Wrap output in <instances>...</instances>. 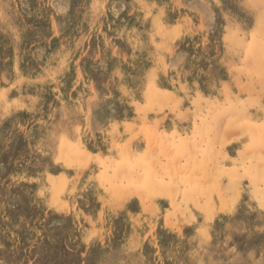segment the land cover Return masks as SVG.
Here are the masks:
<instances>
[{
	"label": "rangeland",
	"instance_id": "374dc122",
	"mask_svg": "<svg viewBox=\"0 0 264 264\" xmlns=\"http://www.w3.org/2000/svg\"><path fill=\"white\" fill-rule=\"evenodd\" d=\"M263 1L0 0V264H264ZM183 153L227 173L203 210L109 196L113 160L168 188Z\"/></svg>",
	"mask_w": 264,
	"mask_h": 264
},
{
	"label": "bare ground",
	"instance_id": "6f19581e",
	"mask_svg": "<svg viewBox=\"0 0 264 264\" xmlns=\"http://www.w3.org/2000/svg\"><path fill=\"white\" fill-rule=\"evenodd\" d=\"M264 2V1H263ZM244 10V8H243ZM226 13V12H225ZM81 41V40H80ZM256 45V44H255ZM251 46V45H250ZM250 48H248L249 50ZM241 52V51H240ZM249 54L250 52L247 51ZM223 54V53H222ZM253 55V53H251ZM223 57V56H222ZM253 57V56H252ZM254 60V59H253ZM258 69V68H257ZM256 72V69L254 70ZM258 70L256 73L259 74ZM254 72V73H255ZM79 76V75H78ZM176 83V82H175ZM229 83V82H228ZM195 85V84H194ZM138 86V85H137ZM159 88V87H158ZM213 88V87H212ZM153 89V88H152ZM228 91V89H227ZM228 93V92H227ZM190 94V93H189ZM225 95V94H224ZM229 94H227L228 96ZM234 96V95H233ZM232 96V97H233ZM225 97V96H224ZM229 97V96H228ZM240 98V97H239ZM146 99V98H145ZM174 99V98H173ZM132 100V99H131ZM229 100V99H228ZM237 100V97H236ZM240 100V99H239ZM246 100V99H245ZM130 101V100H129ZM133 101V100H132ZM249 104V103H248ZM246 106V105H245ZM233 107V106H232ZM250 107V106H249ZM222 109V108H221ZM224 109V108H223ZM229 109V108H228ZM232 109V108H231ZM234 110V109H233ZM233 110H227L226 109V116H223V118L225 117V121H224V125H223V129L221 130V128H219L220 131H230L232 130V127H234L236 125V123L238 121L234 119H232L233 115L235 114ZM85 112V111H84ZM215 112V111H214ZM225 112V111H224ZM214 114V113H213ZM212 114V115H213ZM242 114V113H241ZM115 115V114H114ZM223 115V114H222ZM232 116V117H231ZM239 116V115H237ZM251 116V115H250ZM253 117V116H252ZM239 118H242L241 116ZM245 119V118H243ZM88 120V119H87ZM212 120V117L211 119ZM239 120V119H238ZM246 120V119H245ZM67 120H52L50 123V127L51 128H55L57 126H60V124L65 123ZM186 121V120H185ZM246 124V123H245ZM63 126V125H62ZM76 126V125H75ZM131 126V125H130ZM247 126V125H245ZM244 126V127H245ZM61 127V126H60ZM249 127V126H248ZM247 127V128H248ZM239 128V127H238ZM250 128V127H249ZM217 129V128H216ZM241 129V128H240ZM253 129V128H252ZM251 129V131H252ZM237 130V129H236ZM254 131V130H253ZM232 132V131H230ZM243 132V130H242ZM219 133V132H216ZM233 133V132H232ZM237 135V134H236ZM242 136V135H241ZM245 136V135H244ZM243 136V137H244ZM242 137V138H243ZM239 138V137H237ZM251 138V137H250ZM253 139V137L251 138ZM220 140L221 143H225L227 142V138H220L218 136V139ZM238 140V139H237ZM250 140V139H249ZM45 142V141H43ZM264 142V141H263ZM263 142L260 139H254L252 140V142H250V146H247V148L245 149L246 151L250 152L252 154V156L256 159H259L258 161L260 163H264V149H263ZM246 143V142H245ZM241 144V143H240ZM244 144V143H243ZM135 146V145H134ZM181 147V148H180ZM178 148V150L181 152H183L182 147L180 146ZM140 149V148H139ZM245 151V152H246ZM200 152V151H199ZM82 153V152H81ZM131 154H127L126 156L122 157L120 160H113V163L111 165V169H112V175L109 181V184L116 189L112 194H110L109 196H111L112 198H116L119 203H122L123 205H128L130 200L128 198H130V196L136 197V198H141V197H145V198H150L151 200L153 199H161L164 200V202L167 203H173L174 202V197L176 196H181L185 202L188 201L189 204L193 205L196 209L197 207L200 206L199 202L201 201V196L205 195V194H211L213 191L216 192L217 188H215L213 185L216 182V179L218 178V176L220 175H227V173L225 171L219 170V172H216L215 174L210 173L209 171H207V167H205V164H203L202 162H197L195 159H193L191 156L185 155V153H183L181 156L183 158H186L187 160H190L192 162H194V165L188 170V178L187 180H182V178L179 177L180 173H177L174 171L173 166H172V170L170 169L169 171H165L166 174L169 176L170 178V183H169V187L163 186L162 185V181L156 177H153V172L151 171V164L148 162L146 164H137V166L141 169H143L145 171V173L143 174V176L140 179H137L136 182H133V179L131 177V175H133L132 173L134 171H132V169H134L135 167H137L136 165H134L135 162V158L133 156H130ZM100 156V155H99ZM89 157V156H88ZM120 157V156H119ZM118 157V158H119ZM225 161V160H224ZM63 163V162H62ZM229 165V164H228ZM259 165V164H258ZM258 169L260 170L259 174H257L251 182L253 183L254 187H258L260 185V183H262V185H264V165L259 166ZM197 173H203L207 176L206 179H204L203 175L201 177V179L199 180L197 178ZM80 174V173H79ZM51 181V180H50ZM135 181V180H134ZM55 182V181H54ZM137 184V189H135L133 192H131L130 194H124V193H119V191H117V189H120L122 187H124L125 185H134ZM167 183V182H166ZM61 185V183H60ZM59 185V186H60ZM182 185L185 186L186 191H183V188L181 187ZM47 185H45L44 187H46ZM175 187L174 189L171 188ZM187 186V187H186ZM261 186V185H260ZM43 187V188H44ZM51 187V186H50ZM52 188V187H51ZM58 189V188H57ZM173 189V190H172ZM54 190V189H52ZM51 192V191H50ZM256 194L257 197L261 200L264 201V189L263 190H256ZM45 195V194H44ZM54 196H52V200L53 201H57V199L55 198V194H53ZM130 195V196H129ZM211 196V195H209ZM201 197V198H200ZM211 198V197H210ZM143 199V198H142ZM178 199V198H177ZM215 199V197H214ZM205 200V199H204ZM207 201V199H206ZM250 201V200H249ZM182 202V201H181ZM237 202V201H236ZM217 203V202H216ZM177 204V203H176ZM187 204V203H186ZM218 204V203H217ZM190 205V206H191ZM178 206V205H176ZM192 206V207H193ZM155 208L152 209L153 212H157V205H154ZM188 207V206H186ZM202 207V206H200ZM204 207V206H203ZM202 207V210H203ZM56 209V207H54ZM58 208V207H57ZM118 209V208H117ZM167 209V208H166ZM199 209V208H198ZM206 209V208H205ZM141 211V208L139 209ZM192 210V209H191ZM216 210V209H215ZM105 211V210H104ZM198 211V210H197ZM201 211V210H200ZM211 211V209H210ZM224 211V210H223ZM67 212V211H66ZM199 212V211H198ZM212 212V211H211ZM214 212V211H213ZM217 212V211H216ZM163 213V212H162ZM177 213V212H176ZM175 213V214H176ZM192 213H195L194 211H192ZM191 213V215H192ZM196 214V213H195ZM213 214V213H212ZM223 214V213H220ZM243 214V213H242ZM208 213H206V218L202 217L204 219V222H208L211 217L207 216ZM248 215V213H247ZM162 216V215H161ZM184 216V215H183ZM182 216V217H183ZM190 216V215H189ZM200 216V215H198ZM205 216V215H204ZM239 216V215H238ZM192 217V216H191ZM263 217V216H262ZM190 218V217H189ZM198 218V217H197ZM215 218V217H213ZM220 218V217H219ZM243 218V217H241ZM162 219V218H161ZM177 220V219H176ZM179 220V219H178ZM195 220V219H194ZM242 220V219H241ZM185 221V220H184ZM261 221V220H260ZM192 222V221H191ZM234 222V221H233ZM236 222V221H235ZM242 222V221H241ZM246 222V221H245ZM197 223V220H196ZM187 224V223H186ZM195 224V223H194ZM206 224V223H205ZM231 224V223H230ZM203 225V224H202ZM229 225V224H228ZM236 226V223L234 224ZM191 226V225H189ZM196 226V224L194 225ZM229 227V226H228ZM207 228V227H206ZM208 229V228H207ZM230 229V228H229ZM136 230V229H134ZM132 229H128L126 228L125 233H130L132 234V237L134 239H139L142 235H144V233L146 232L145 230H141L140 232L134 231ZM214 230V228H213ZM248 230V229H247ZM205 231V230H204ZM211 231V229H210ZM148 232V231H147ZM151 232V231H150ZM149 232V233H150ZM201 232V231H200ZM216 232V231H215ZM93 233V232H92ZM203 233V232H201ZM212 233V231H211ZM210 233V234H211ZM214 233V232H213ZM216 234V233H215ZM218 234V233H217ZM219 235V234H218ZM224 236V235H223ZM227 236V235H226ZM193 237V236H192ZM208 238V235H206V238ZM218 238V237H217ZM228 238V236H227ZM215 239V238H214ZM225 239V238H224ZM232 239V238H231ZM228 240V239H227ZM219 240H217L218 242ZM229 241V240H228ZM192 242V241H191ZM206 242V241H205ZM204 242V243H205ZM208 242V241H207ZM226 242V241H225ZM230 243V242H229ZM207 244V243H205ZM224 244V243H223ZM201 245V244H200ZM209 245V244H207ZM211 245V244H210ZM192 246V245H190ZM195 246V245H194ZM209 248V247H208ZM212 248V247H210ZM213 248H214V243H213ZM201 249V248H200ZM194 250V249H193ZM213 250V249H212ZM204 251V250H203ZM210 251V250H209ZM214 251V250H213ZM197 252V251H196ZM195 252V253H196ZM260 252V251H259ZM219 253V252H218ZM199 254V253H198ZM205 254V253H204ZM220 254V253H219ZM228 255V254H227ZM226 255V256H227ZM195 256V255H194ZM221 258V256H220Z\"/></svg>",
	"mask_w": 264,
	"mask_h": 264
}]
</instances>
